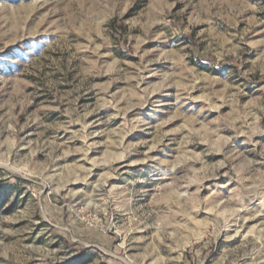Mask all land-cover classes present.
<instances>
[{
  "label": "rangeland",
  "instance_id": "374dc122",
  "mask_svg": "<svg viewBox=\"0 0 264 264\" xmlns=\"http://www.w3.org/2000/svg\"><path fill=\"white\" fill-rule=\"evenodd\" d=\"M0 264H264V0H0Z\"/></svg>",
  "mask_w": 264,
  "mask_h": 264
}]
</instances>
